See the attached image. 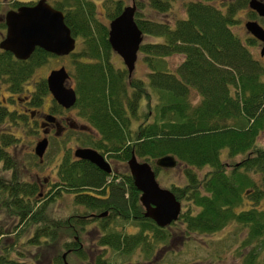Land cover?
<instances>
[{"label":"trees","instance_id":"trees-1","mask_svg":"<svg viewBox=\"0 0 264 264\" xmlns=\"http://www.w3.org/2000/svg\"><path fill=\"white\" fill-rule=\"evenodd\" d=\"M52 1L78 39V50L68 54V73L77 115L99 135L96 140L88 136V144L122 163L131 153L151 166L156 158L172 155L186 182L168 189L188 206L170 224L178 221L186 233H212L229 222L240 224L247 231L237 252L249 246L243 264H264V204L260 206L264 147L255 144L264 130V70L249 50L258 41L240 38L230 28L246 0H190L183 4L184 16L172 24L166 15L174 0H135L134 21L144 38L137 51L145 68L141 78L128 77L124 67L111 61L107 27L97 19L92 0ZM122 6L121 0H114L109 18ZM174 55L181 56L176 64L168 61ZM50 56L54 55L38 47L25 60L0 52V83L11 92L21 91L34 69ZM28 93L31 103L38 104L48 93L45 81L36 82ZM191 93L198 102H189ZM142 104L148 112H141ZM13 118L0 109V123ZM3 135L1 169H14L16 162L3 148L8 143ZM223 149L227 157L242 159L229 165L220 157ZM204 166L209 169L199 177L196 170ZM152 167L154 172L159 169ZM54 173L55 190L37 207L36 200L29 199L36 183L18 181L14 173L8 181L0 180V209L13 223L11 228L0 225V264H34L42 253L51 256L45 252L49 248L61 247L66 249L67 264L72 256L87 258L80 236L91 219L76 212L53 218L47 212V204L65 193H72V202L82 206L83 213L107 210V217L98 219L102 232L91 244L97 259L86 264H112L114 259L135 256L146 260L157 243L170 237V224L158 227L142 216L139 192L127 171L105 173L63 149ZM245 198L250 201L247 209ZM112 217L130 220L138 230L132 234L112 230L106 221ZM102 247L109 249V258L99 257ZM46 264L64 263L57 253Z\"/></svg>","mask_w":264,"mask_h":264},{"label":"rangeland","instance_id":"rangeland-1","mask_svg":"<svg viewBox=\"0 0 264 264\" xmlns=\"http://www.w3.org/2000/svg\"><path fill=\"white\" fill-rule=\"evenodd\" d=\"M36 0H0V14H3L4 11L10 8L12 4L20 2H34ZM95 4L96 17L100 22L107 23L109 19V13L113 7L114 0H92ZM135 0H121L122 5L130 4V2ZM190 0H174L171 3V9L166 15V18L170 20V24L175 19L181 18L184 16L183 13V4ZM222 1V0H221ZM247 1V0H246ZM51 1V5H53ZM246 4V3H245ZM245 4L239 8L235 13L236 23L233 24L230 28L237 36L240 38L247 39L250 35L246 32L243 24L247 20H256L263 28L264 21L261 19H255L256 17L248 11V8ZM136 11V4H135ZM144 40V38L142 39ZM155 40V39H153ZM78 39L75 38V48L74 51L78 50ZM260 44L255 42L250 46L249 50L252 53V56L259 60L261 66L264 70V56L259 55ZM180 55H174L169 57L168 61L176 64L180 60ZM111 61L115 66H123L121 59L118 55L111 52ZM71 58L66 56H55L47 57L44 62L37 66L34 70L30 81L26 82L24 86L28 87L30 92L33 89V86L36 82L44 80L45 76L51 69L58 68L59 66H64L68 71L69 62ZM145 70L141 62L137 57L135 62L134 70L132 75L141 78L142 72ZM264 81V75L262 76ZM71 85L72 83L69 82ZM7 94L4 89L0 90V99L2 95ZM17 94H14L16 96ZM21 95V93H20ZM29 95V93H28ZM196 95V94H195ZM191 93L188 96L189 102L194 104L198 102V96H195ZM144 103V101H142ZM154 98L150 101L152 106ZM9 103L11 107L9 109L20 108V105L14 103L10 98H6V102ZM33 106V105H32ZM34 109L38 110V115L35 119H38L39 115L42 113H49L56 116L66 115L69 119L74 120L76 123L87 125L89 132H80V131H67L61 135L52 136L50 135L48 139V145L45 148L44 153L42 154V162L33 154V147L35 142L41 138L40 133L35 120L31 122L26 120L27 116L17 115L12 111L14 118L11 121H5L0 123V135H3L5 139H8L7 145L4 146V149L11 155L10 157L15 160L17 167L14 169L4 170L1 169L0 163V180H9L11 174H15L16 180L24 182H34L36 183H45L43 180H46L43 191L38 195V187L33 195H29V199H35L34 206H39L51 198V194L55 188L52 187V183L55 181V164H57L58 159L63 151V149L72 152L76 147H92L88 144L86 140L89 136L90 139L96 140L99 138L98 133L89 127L88 123L77 115L75 108H69L67 110L61 109L52 99L49 93H45L42 96L40 102L34 105ZM141 112H148L144 104H142ZM152 110V108L150 109ZM62 113V114H61ZM30 120V119H29ZM138 121L135 122V124ZM134 124V125H135ZM133 125V126H134ZM91 129V130H90ZM43 137V136H42ZM256 147H264V130L260 132L255 141ZM93 148V147H92ZM221 159L224 162H227L229 165L235 163L236 161L242 159V155H237L234 157H227L226 150L223 149L220 151ZM244 156V155H243ZM105 160L110 164L112 170L118 172H126L125 164L119 161L114 160L113 158L106 157ZM140 160V159H139ZM154 165V161L151 163ZM155 172L156 181L159 186L169 188L171 184L175 185H184L186 180L183 177L182 166L180 164L175 165L172 168H160ZM209 168L204 166L197 171V174L202 176ZM228 171V168H226ZM14 170V171H13ZM254 179L257 177L254 175ZM180 201V211L187 208L188 202L186 200ZM245 203L250 202L248 198H245ZM264 204V198L261 199L260 206ZM245 209L249 208V203L244 205ZM192 212L195 209H191ZM47 212L49 217L56 218L58 216H64L71 213L84 214V208L80 205H76L72 202V193H65L60 198L55 197V200L47 204ZM105 216L88 220L86 223L85 231L80 236L81 244L83 251L87 254L86 259H78L75 256H72L71 260L68 262L71 264H86L87 261H96L95 257V248L93 245L94 238L99 235L100 227H98L100 221L98 219L106 218ZM107 225L112 228V230L132 234L135 233L138 228L132 225L131 221H122L118 218H107ZM0 225L5 228H11L13 223L11 216L7 214L6 211L0 209ZM170 237L166 240L165 243H157L154 248L153 255L146 260H143L141 256H135L131 260L123 259H114L112 264H243V253H246L249 249L247 246L245 249L240 248L237 252V248L240 245V242L245 237L247 228L237 224L235 222H229L225 224L221 229L212 232V233H199V232H185L181 223L176 221L174 224L169 226ZM12 230V229H11ZM29 231V230H27ZM1 241V240H0ZM104 253L99 256L100 258L107 259L109 258V249L105 250L103 247ZM65 248H49L47 255H60L64 252ZM33 254V251L31 252ZM71 253V252H70ZM262 255L260 252L259 257ZM47 257L46 254L42 253L40 260H34V264H46L50 262V257ZM66 259V257H65ZM32 260V258H31ZM260 261V260H259Z\"/></svg>","mask_w":264,"mask_h":264},{"label":"water","instance_id":"water-1","mask_svg":"<svg viewBox=\"0 0 264 264\" xmlns=\"http://www.w3.org/2000/svg\"><path fill=\"white\" fill-rule=\"evenodd\" d=\"M247 6L258 16L264 18V3L260 0H248ZM135 3L122 6L119 13L107 22V42L112 52L117 54L127 76L134 70L142 33L134 21ZM5 34L0 39V49L9 51L16 59H27L38 47L56 56H66L75 47V37L64 22L61 10L52 7L46 0H36L31 5H20L16 9L6 10L4 13ZM245 30L261 46L259 55H264V29L254 20H247L243 24ZM46 89L53 100L64 109L70 108L76 99V94L69 83V74L64 66L51 69L45 76ZM43 119L55 123V117L44 114ZM80 128H84L80 126ZM47 139L42 137L35 142L33 153L39 158L46 148ZM73 156L87 160L105 173L110 172V166L104 157L91 147H77ZM155 166L172 168L176 160L172 155H163L154 161ZM132 184L139 192L138 202L143 211L142 216L151 219L158 227H165L175 221L180 213V201L173 193L159 186L155 173L145 160H138L133 153L125 161ZM106 211L97 216L102 217ZM65 252L61 254L64 264Z\"/></svg>","mask_w":264,"mask_h":264},{"label":"flooded vegetation","instance_id":"flooded-vegetation-1","mask_svg":"<svg viewBox=\"0 0 264 264\" xmlns=\"http://www.w3.org/2000/svg\"><path fill=\"white\" fill-rule=\"evenodd\" d=\"M51 1L52 0H46V2H48L50 5H51ZM248 1V0H247ZM247 1L245 2V6L248 8L247 6ZM261 2L264 3V0H260ZM22 4H25L24 2H21V3H15V4H12L10 6L9 9L7 10H14L16 9L18 6L22 5ZM248 11H250V13H252L256 18L255 19H261L264 21V18L263 17H260L258 16L253 10L249 9L248 8ZM5 13V11H4ZM4 13L3 14H0V39L4 36L5 34V30H6V27H5V23H4ZM256 21V20H254ZM257 22V21H256ZM258 23V22H257ZM259 24V23H258ZM260 25V24H259ZM261 26V25H260ZM262 27V26H261ZM263 28V27H262ZM264 29V28H263ZM250 35V34H249ZM251 36V35H250ZM255 39V38H254ZM257 40V39H256ZM258 43L260 44L261 46V43L259 40H257ZM4 50L0 49V52H3ZM259 52V50H258ZM13 56V55H12ZM264 56V55H263ZM50 57H54V56H50ZM14 58V57H13ZM16 59V58H14ZM17 60V59H16ZM37 68V67H36ZM35 68V69H36ZM34 69V70H35ZM34 72V71H33ZM27 83H25L21 89V91L19 92H11L9 89L6 88V86L3 84V83H0V90L4 89L6 91L7 94L5 95H2V98L0 99V109L1 111L6 114L7 113H12V111H14L15 114L17 115H23V116H27L26 117V120L31 122V120H35L36 121V125H37V128H38V132L40 133L41 137L42 136H46L47 138V145H48V139L50 137V135L52 136H56V135H61L63 134L64 132H67L69 130L71 131H80V132H89V128L87 127V125H84V124H79V123H76L74 120H71L69 119L66 115H62V116H56V115H53L51 114L52 116L55 117V123L54 122H48V121H45L43 119V115L44 114H48V113H42V115H39L38 119H35L36 118V115H38V110L34 109L33 107H35L31 101H30V95H28V90L29 88L28 87H24ZM21 93V95H20ZM14 94H17L16 96H14L12 98V96ZM6 98H10L14 103H17L20 105V108H17V109H9V107H11L9 105V103H5L6 102ZM55 102V101H54ZM56 103V102H55ZM33 105V106H32ZM64 108H62L63 110ZM67 110V109H66ZM62 114V113H61ZM30 119V120H29ZM80 126H83L84 128H80ZM90 127V126H89ZM91 130V129H90ZM47 147V146H46ZM4 148V147H3ZM95 149V148H93ZM5 150V149H4ZM96 151H98L97 149H95ZM6 151V150H5ZM7 152V151H6ZM103 157L104 155H106L105 153H101L100 151H98ZM11 156V155H10ZM107 157V155H106ZM105 159V157H104ZM42 162V161H41ZM109 164V163H108ZM125 164V163H124ZM110 166V164H109ZM126 167V165H125ZM152 167V166H151ZM153 168V167H152ZM113 171L115 170H112L111 166H110V172L108 173H113ZM126 171L128 172L127 168H126ZM129 174V172H128ZM43 182L45 183H37V187H38V195L37 196H40V193L43 191V187L44 185L46 184V180L44 179ZM103 211H106L107 210H103ZM101 211V212H103ZM143 211V210H142ZM99 212V213H101ZM95 211H89L87 213H84L83 215L85 217H87L88 219H97V218H100L98 217L97 215L99 214ZM107 214V213H106ZM105 216V215H104ZM103 217V216H102ZM94 245V244H93Z\"/></svg>","mask_w":264,"mask_h":264}]
</instances>
